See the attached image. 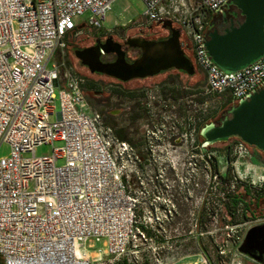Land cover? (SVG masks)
<instances>
[{
  "label": "built area",
  "instance_id": "built-area-1",
  "mask_svg": "<svg viewBox=\"0 0 264 264\" xmlns=\"http://www.w3.org/2000/svg\"><path fill=\"white\" fill-rule=\"evenodd\" d=\"M114 1L0 0V147H8L0 156L1 264H141L145 255L152 264L161 263L164 247L154 240L179 216L177 206L149 184L151 170L145 167L142 173L131 148L104 132L99 113L84 97L85 78L56 62L68 41L83 31L110 35L113 29H104L103 23ZM142 1L144 11L135 26L170 20L181 34L180 48L203 73L201 92L209 100L202 109L211 101L231 107L263 86L264 54L232 74L223 73L206 55L209 18L229 0ZM85 13L84 21L76 23ZM56 99L58 112L52 106ZM222 114L214 111L212 120ZM44 145L50 153L37 156L36 149ZM200 158L208 172L198 209L208 190L217 192L219 174L227 167L230 189L264 192V174H255L252 153L242 141L232 144L228 158L211 151ZM150 185L155 191L145 190ZM197 217L196 212L195 232ZM263 222L240 225L245 234ZM92 242H102V248L90 254ZM180 249L182 245L165 249L164 258L174 259ZM239 253L231 254L230 264H239Z\"/></svg>",
  "mask_w": 264,
  "mask_h": 264
},
{
  "label": "flooded vegetation",
  "instance_id": "flooded-vegetation-1",
  "mask_svg": "<svg viewBox=\"0 0 264 264\" xmlns=\"http://www.w3.org/2000/svg\"><path fill=\"white\" fill-rule=\"evenodd\" d=\"M213 16L215 28L222 32L240 15L234 6L224 5L213 13ZM133 28L134 32L128 38H140L145 41L166 39L170 36L171 30V28L156 23L139 28L134 25ZM115 34L117 33L112 30L109 36L113 42L119 43L121 48L125 49V59L129 62L137 59L141 50L129 47L125 44L127 38L117 39L114 37ZM105 39L106 37H103L100 32L95 31L93 40L89 44L73 48V51L92 47L97 41L103 43ZM70 42L69 40L66 48L69 47ZM115 57L114 53H106L101 56V61H110ZM189 59L194 68L193 75H187L180 70L169 69L151 77L136 78L142 80L139 82L133 81V79L121 81L107 75L90 73L100 77L101 85L99 90L92 88L84 90L86 101L90 105L99 102V115L104 132L118 133L121 139L116 136L115 138L126 143L135 153L143 174L145 167L159 169L160 166H167L164 164V159L169 153H179L181 149L185 152L188 135L194 136L195 142L199 146L203 141L199 135L202 128V85L199 79L194 81L191 86H187L186 81H184V78H193L197 71L200 74L203 73L197 69L190 57ZM85 80L86 86H88L89 80ZM145 80L147 81L144 82ZM237 141L239 139L232 137L227 142L232 145ZM248 148L253 151L254 159L258 165L264 162L263 152L256 148ZM195 152L201 156L202 150ZM168 174L172 175L171 172ZM183 209L180 210L185 214ZM199 213H201V207L197 210L198 216ZM250 253L257 255L255 249ZM243 260L247 263L264 264V255L261 257V261L257 262L247 255L239 253V264H242Z\"/></svg>",
  "mask_w": 264,
  "mask_h": 264
},
{
  "label": "water",
  "instance_id": "water-1",
  "mask_svg": "<svg viewBox=\"0 0 264 264\" xmlns=\"http://www.w3.org/2000/svg\"><path fill=\"white\" fill-rule=\"evenodd\" d=\"M225 5L234 6L242 21L235 25L230 23L221 33L210 32L214 25L210 23L204 47L213 65L225 74H232L257 62L264 54V0H229ZM162 25L171 28L167 21ZM125 44L139 48L140 56L127 61L125 49L113 42L111 36L103 43L97 41L92 47L76 49L73 54L89 73L103 74L121 81L151 77L169 69L194 74L193 65L180 48L177 37L158 41L127 38ZM106 53H114L116 57L102 62L101 56ZM199 135L203 139L201 148L227 142L233 137L264 153V84L228 108L218 123L205 124ZM262 236L264 223L250 227L237 248L238 252L260 262L264 255ZM253 249L257 255L250 253Z\"/></svg>",
  "mask_w": 264,
  "mask_h": 264
},
{
  "label": "rangeland",
  "instance_id": "rangeland-1",
  "mask_svg": "<svg viewBox=\"0 0 264 264\" xmlns=\"http://www.w3.org/2000/svg\"><path fill=\"white\" fill-rule=\"evenodd\" d=\"M143 11L144 4L142 0H115L111 5L110 10L106 14V20L103 23V28L107 30L113 29L114 32L117 33L114 35V37L117 39L128 38V36L134 32L133 26L135 25L136 20L141 19ZM86 16L87 14L85 13L82 16L76 18V23H81L84 21ZM166 21L172 26L169 37L174 36L179 40L181 38L179 31L173 27L170 20ZM94 32L95 31L92 29L85 30L81 35L71 39L69 47L66 48L64 55H58L56 57V62H64L66 66H70L76 73L89 80L88 87L99 90L101 85L100 77L91 75L89 71L79 63L73 54V48H79L83 45H87L93 40ZM101 34L103 35V33ZM52 62L53 61L49 62V66ZM197 79H199L203 87L205 84V79L203 74H200L199 71H197L193 78H184V81H186L187 86H191V84H193ZM133 81L140 82L142 80L133 79ZM146 81L147 80L144 82ZM52 106L54 107V112H58L59 102L57 99L53 102ZM91 106L100 114L99 102L93 103ZM226 110L227 109L225 107H216V103L211 101L207 105V108H203L201 121L204 118V115L211 113V111L225 114ZM213 119L216 120L217 117H214ZM195 145H197V142H195V137L188 135L186 139L185 152H183L181 149L179 153H169L167 156H165L166 158L164 159V164L167 166H160L159 169H151L150 167L148 168L149 171L151 170V172H149L146 177H152L153 179V181H149V184L152 182L158 186L157 191L159 194L169 197L172 200L171 203L177 206V211L180 213L179 216L173 217L170 220V222L164 227V231L160 230L159 233H156L157 237L154 241L159 243L160 247H164V249H162L160 252V264H208L205 261V258L203 257L197 244L195 243L197 231L195 232L193 229V223L196 219V212L200 204L199 196L203 190L200 188V186L202 185L203 188L205 187V175L208 172V170L204 167L203 161L200 158V154L195 152L197 151V149L194 148ZM7 148V145H2L0 147V156L7 153ZM226 148L227 144L220 142L211 150V152L222 157L226 154ZM249 151L252 153V158L249 159V163L254 167H259L260 165L258 166L257 161L254 159L253 151L250 149ZM49 153L50 146L45 145L38 147L35 151L37 156ZM221 161L224 162L223 165H226L224 159ZM183 162L185 163L184 165L182 164ZM261 165H264V162H261ZM212 170H214V167H212ZM168 172H171L172 175H169ZM175 173L177 175H174ZM196 182L199 184L198 188L194 185ZM221 185L222 183L219 181L217 184L218 188L216 193H212L213 191L208 190L205 200L202 203L200 214L202 216L201 226L203 227V231L205 230V232H208H204L202 237L204 239L208 236L211 242L206 250L207 256L212 264L213 261H221V264H230L231 254L238 248L244 237V226L240 225L243 220L232 224L226 220L219 219L221 215H225V212L222 209L221 211L218 210L216 205V199L220 195L219 187ZM149 189L150 191L153 190L151 185L145 186L146 191L149 192ZM154 194L157 195L156 193ZM170 195H172L174 199L172 196L170 197ZM215 196H217V198H215ZM179 197L182 198L181 201L177 200ZM182 208H184L183 210H185V214L181 212L180 209ZM215 210H217V215H214ZM233 225L238 226L230 228ZM262 238L264 239V236H262ZM92 244L93 247L87 249L91 254H93L92 251H99L102 248V242H92ZM178 245H182V249L178 251L180 252L178 256H175L174 259H172L173 257L171 256L164 258L165 255H163V251L165 249L170 247L174 248ZM219 249H223L225 251L224 256L217 254ZM152 262H154V260H149L147 255H145L142 258L141 264H152Z\"/></svg>",
  "mask_w": 264,
  "mask_h": 264
},
{
  "label": "trees",
  "instance_id": "trees-1",
  "mask_svg": "<svg viewBox=\"0 0 264 264\" xmlns=\"http://www.w3.org/2000/svg\"><path fill=\"white\" fill-rule=\"evenodd\" d=\"M242 21V17L239 16L238 18H236L234 21H232L231 23L232 24H237L239 22ZM214 23L215 20H214V16L211 15L210 18H209V24L210 23ZM208 24V26H209ZM212 31H216L218 33H221L220 31H218L216 28H215V23L213 25V27L211 28L210 32ZM208 33V32H207ZM91 87H88L86 86L85 89H90ZM209 100V97H206V96H203L201 97V103H205L206 101ZM226 106V102L222 103L221 105H218L219 108H222V107H225ZM230 107H227L226 109H228ZM203 110V109H202ZM226 112V111H225ZM203 113V112H202ZM212 116H214V111H211V113L209 114H206L204 115V118L202 119V122H201V126L203 127L205 124L207 123H210V122H214V123H218L224 116V114L222 115H219V117L216 119V120H212ZM210 119V120H209ZM114 136L118 137L119 139H121V137L118 135V133H113ZM223 144H227V148L225 149L226 150V154L224 155L225 158H228V155H229V152H230V148L232 147L231 144H228V142H221ZM217 144L219 143H216L214 145H211V146H208L206 148H201L202 150V153H207L209 151H211ZM250 147V146H248ZM253 148V147H252ZM227 161V159H226ZM212 164H213V161H212ZM213 167L215 168V165H213ZM216 170V168H215ZM230 173H229V168H227V170H225L224 173H221L219 174V181H221L222 185L219 187V197L216 199L217 200V207H218V210L221 211V209L225 212V215H221L220 216V220H226L227 222L229 223H236L237 221H240V220H243L245 219V216L243 214V202L241 200H239L236 196V191H237V188L239 186H235L233 189H230ZM263 192H261L260 194H262ZM258 195V193H255ZM201 213H199V216L197 217V221H196V231H197V235H196V244L198 246V248L200 249L201 253L203 254V256L205 258L208 259V262L209 264H212L210 262V259L208 258L207 256V247H209L210 245V239L209 237L207 236L206 238L203 239V234L200 235L199 233H204L205 230L203 231V227L201 226V222H202V216L200 215ZM201 216V217H200ZM217 262V261H216ZM215 261H213V264L216 263ZM219 262V261H218ZM217 262V263H218ZM117 264H127L124 260L122 261H119L117 262Z\"/></svg>",
  "mask_w": 264,
  "mask_h": 264
},
{
  "label": "crops",
  "instance_id": "crops-1",
  "mask_svg": "<svg viewBox=\"0 0 264 264\" xmlns=\"http://www.w3.org/2000/svg\"><path fill=\"white\" fill-rule=\"evenodd\" d=\"M259 166V165H258ZM260 167V168H259ZM259 167L255 166V174H264V165ZM259 169V170H258ZM253 175L252 173H250ZM236 196L243 202V214L245 216L244 221H254L264 218V192L262 194H255L254 190L249 187H238ZM242 264H253L251 262L246 263L244 260Z\"/></svg>",
  "mask_w": 264,
  "mask_h": 264
},
{
  "label": "bare ground",
  "instance_id": "bare-ground-1",
  "mask_svg": "<svg viewBox=\"0 0 264 264\" xmlns=\"http://www.w3.org/2000/svg\"><path fill=\"white\" fill-rule=\"evenodd\" d=\"M90 253V252H89ZM91 254V253H90Z\"/></svg>",
  "mask_w": 264,
  "mask_h": 264
}]
</instances>
